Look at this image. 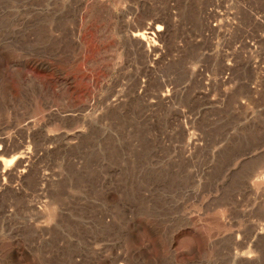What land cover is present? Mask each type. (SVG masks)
Here are the masks:
<instances>
[{"label": "rangeland", "instance_id": "obj_1", "mask_svg": "<svg viewBox=\"0 0 264 264\" xmlns=\"http://www.w3.org/2000/svg\"><path fill=\"white\" fill-rule=\"evenodd\" d=\"M0 264H264V0H0Z\"/></svg>", "mask_w": 264, "mask_h": 264}, {"label": "bare ground", "instance_id": "obj_2", "mask_svg": "<svg viewBox=\"0 0 264 264\" xmlns=\"http://www.w3.org/2000/svg\"><path fill=\"white\" fill-rule=\"evenodd\" d=\"M159 29L157 28V31H158ZM149 31H151V34H153L154 32V30L152 29V28H150L149 30H147V31H145L144 33H137V34H135L134 35V37L135 38H138V39H140V40H142L143 42H145V41H149L150 40V38H149V34H150V32ZM156 31V32H157ZM149 32V33H148ZM149 42H151V41H149ZM147 48H148V46H147ZM25 172V171H24Z\"/></svg>", "mask_w": 264, "mask_h": 264}]
</instances>
